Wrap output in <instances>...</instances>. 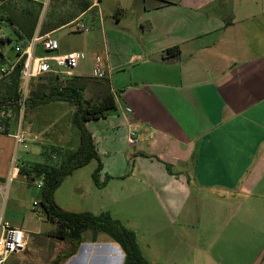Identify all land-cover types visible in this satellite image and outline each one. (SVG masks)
I'll return each instance as SVG.
<instances>
[{
	"label": "crops",
	"instance_id": "crops-1",
	"mask_svg": "<svg viewBox=\"0 0 264 264\" xmlns=\"http://www.w3.org/2000/svg\"><path fill=\"white\" fill-rule=\"evenodd\" d=\"M30 1L45 5V0ZM72 1L77 11L70 22L95 7L101 13L103 0H87L84 11ZM130 1L138 5L121 11L122 1L116 0L118 28H104L102 41L116 109L86 122L95 146L119 147L93 159L101 163L100 178L116 188L113 202L89 210L70 208L58 202L56 189L55 204L68 212H108L133 231L149 264H264V0ZM42 22L34 34L49 37L70 23L50 31L45 23L48 32L42 34ZM174 46L179 56L166 58L164 51ZM38 47L33 56H42ZM40 120L25 127L36 137L26 143L45 145L39 142ZM131 129L134 146L127 142ZM14 132L5 134L15 144ZM79 140L65 150L57 140L48 144L49 151L64 158ZM12 157L0 149L1 185ZM36 163L43 162L19 165ZM36 208L31 212L41 221ZM149 208H158L163 217L152 213L149 234L140 236L127 211ZM2 213L26 237L25 249L5 264H50L62 251L63 242L52 230L31 226L27 212L16 215L3 208ZM29 234L35 235L32 245ZM81 238L77 252L61 264H123V251L107 234L99 232L94 241L92 232L87 240ZM28 251L32 256L25 255Z\"/></svg>",
	"mask_w": 264,
	"mask_h": 264
},
{
	"label": "rangeland",
	"instance_id": "rangeland-1",
	"mask_svg": "<svg viewBox=\"0 0 264 264\" xmlns=\"http://www.w3.org/2000/svg\"><path fill=\"white\" fill-rule=\"evenodd\" d=\"M71 1L72 0H62V2H59L57 0H45V5H43L41 10L40 6L35 5L34 2L29 0H4L3 2H0V37L10 39V41L6 42L0 49L2 53L0 55V93H4L6 91L7 87L11 83L12 76V71L6 74L2 71V69L7 70L16 60L17 55L14 51V47L16 43L24 41V39L20 38L19 40H16L17 37L15 34H13V32L15 33L18 31L20 35H23V30L28 26V22L31 21L33 17L38 15V25H40V23L45 20V22H42L41 24V29H43L44 25H46L45 23L54 24L60 19H67L70 16H73L72 14L76 12L77 9H75L73 6L74 1ZM121 1V11H127L132 5H138L137 2L132 3L130 0ZM100 6L101 13L100 10L95 7L89 14L80 18V21L86 24V26L89 28V32L77 33L73 31V25L68 24L51 35V37L56 39L58 42L57 52L55 51L53 53H46L41 50L40 47H38V54L52 55L57 53L82 52L85 54V58L82 59L79 62L78 67L73 70L72 76L75 74L91 75L95 66V56L102 55V41L105 38V29L118 28L116 25V19L113 17L115 8L117 6L116 0H103ZM101 17L103 18V25L99 21ZM127 19H130L129 16ZM107 36H111L108 31ZM49 64L52 68H54V70L59 72L58 75L60 79L65 80L68 77H71L64 75L62 73L63 69L58 67L55 62L50 61ZM44 75H46V73L40 76L44 77L41 79L34 78V85L37 86L38 83H46V78ZM29 89L30 86L28 88V92ZM116 94H119V91H116ZM84 97H92L89 84L84 92ZM73 111L74 107L66 102H51L34 107L33 109L25 107L22 112H20V110L16 111L13 108L11 110L2 109L0 111V119L2 120L0 124V149L4 152L10 151L18 164H26V162H50L51 160L47 158L48 155L51 157L53 153L49 151L50 147L48 144L57 145V140H60L58 145L63 148L62 150H65L66 148L73 146L76 139L80 138L79 130L72 123ZM2 112L3 115L1 116ZM39 118L41 119L40 122L43 125V128L41 129L43 131L39 133L43 141L41 140L39 142L44 143L45 145L33 144L30 142L25 144L26 148H23L22 145L14 144L13 140L4 133L5 130L7 132L11 130V133H13L16 130L18 124H20L23 129H25L27 126L31 129V124H36V119ZM95 147L97 148L96 153L99 152L101 156H103V154L108 150L109 152H115L119 149L117 145H108L107 142L100 143V145L97 142ZM44 154H46L47 157L44 156ZM61 158L62 157L58 155V158L54 160L52 159V162L58 164ZM95 164L96 160H93L87 166L77 169L71 176H68L63 180V182L57 188L55 194L60 204L70 208L89 210V208H96L98 203L110 202L114 196L116 188H113L114 186L108 185L106 178L103 176L102 179L100 178L102 168L98 171L97 178L100 183L105 182V185L103 187H98L95 184L92 177L93 172L98 165L96 164L95 166ZM2 167L3 160L0 159V169H2ZM33 182L34 181L27 180L26 176L21 174L14 178L8 185L5 180V182L2 183L4 189L2 192H0V205L3 204L4 211H12L16 215L20 213L22 214L23 211L27 212V214L32 219L31 226H33L35 229H37V226H39L38 231L47 229L46 231L52 230L53 232L55 227L51 224V222L46 221L45 219L38 221L37 216L31 212L32 208L34 209L33 202L39 199V189ZM4 195H6V199L3 203ZM112 202L113 201L110 203ZM36 209L38 210V208ZM127 212L128 214L133 215V221L130 218H124H127L130 224L133 222L132 226L140 236L143 233L145 235L149 234L150 225L153 221L152 213L156 215H162L158 208L155 210H151L150 208L144 210L129 209ZM157 221L159 220L157 219ZM162 221L165 223L164 218ZM169 230V236H174V232L170 228ZM90 233V230L84 232L82 235L83 240H87ZM164 235L167 234L165 233ZM29 236V245H32L34 243L33 240L35 239V235L29 234ZM28 247L29 246H27V248ZM144 252L149 256V251L145 247ZM48 253V255H50V252ZM25 255L32 256L30 251L25 252Z\"/></svg>",
	"mask_w": 264,
	"mask_h": 264
},
{
	"label": "trees",
	"instance_id": "trees-1",
	"mask_svg": "<svg viewBox=\"0 0 264 264\" xmlns=\"http://www.w3.org/2000/svg\"><path fill=\"white\" fill-rule=\"evenodd\" d=\"M3 1L0 0V2ZM75 2L81 11L86 10L90 6L87 0H76ZM37 5L40 6L41 10L42 4ZM38 17L39 15L28 22V26L23 30V35H20L18 31L15 32L16 40H19V38L24 39V41L31 39L38 25ZM69 18L60 19L54 24H49L47 27L51 28L48 30H54L70 22ZM45 29L46 27L42 29V34L48 32ZM9 41V38L0 37V49ZM26 41L23 45L26 44ZM179 54L180 51L177 46L170 47L164 51L166 58H176ZM22 63L23 59L16 63L12 71L11 83L4 93H0V111L2 109L11 110L12 108L19 111V70ZM40 76L36 78H44ZM44 76L46 83H38L37 86L34 85L35 79L31 80L25 107L33 109L51 102L69 103L74 107L72 123L80 132V142L77 149L68 152L58 164L53 163L52 158L48 155L47 159L51 160L50 162L22 166L19 170V174L26 176L29 181H35L39 178L42 180L43 184L39 190L38 200L39 214L46 221L56 225L51 235L61 240L64 244L62 251L50 264H61L65 259L74 255L82 242V233L86 230H91L93 241L99 232L107 234L115 241L124 253L123 264H149L140 251L133 231L126 228L108 212L99 214L68 212L62 210L54 202V192L65 177L71 175L75 170L86 166L91 160H98L94 140L86 128V122L104 118L109 111L116 109V100L111 92L108 78L97 79L92 76L74 75L62 80L58 74L54 73H46ZM88 84L90 85L92 97L85 98L84 92ZM1 122L2 120L0 119V124ZM4 133H7V131L5 130ZM51 152L54 153L56 151L51 150ZM44 156L47 157L46 154ZM101 168V163L98 161L97 168L92 175L98 187L105 185V182L100 183L97 178L98 171Z\"/></svg>",
	"mask_w": 264,
	"mask_h": 264
},
{
	"label": "built area",
	"instance_id": "built-area-1",
	"mask_svg": "<svg viewBox=\"0 0 264 264\" xmlns=\"http://www.w3.org/2000/svg\"><path fill=\"white\" fill-rule=\"evenodd\" d=\"M96 5V3H95ZM69 24L73 25L74 31L78 33L89 32V28L80 21L79 18L72 20ZM39 44L46 53L57 52L58 42L56 39L49 37L48 35H40L35 33L31 39L25 45H15L14 51L16 52L17 58L10 65L7 70L2 69L4 73L13 71L14 66L17 62L23 59L22 66L19 70V87H18V105L19 110L22 112L25 108V102L27 99V92L30 82L33 78H36L44 73L59 74L57 70L51 67L50 61L55 62L58 67L63 69L62 73L66 76H72L73 70L79 65V62L85 58V54L80 52H70L61 55H42L33 56L34 47ZM94 69L91 74L92 77L97 79L108 78L109 69L104 64L103 57L96 55L94 58ZM3 112L1 113V116ZM1 129V127H0ZM36 139V137L26 129H23L18 124L14 132V141L16 145L25 146L28 140ZM127 142L130 146H134L137 142L136 133L134 130H130L127 137ZM52 159H56L52 156ZM20 165L14 157L10 162L9 174L6 178L7 185L15 178L16 174L19 173ZM36 187L40 190L42 187V180L36 179ZM4 186L0 184V192H2ZM6 195L3 196V203L5 202ZM39 200V199H38ZM38 200L33 202V207H38ZM3 204L0 205V264H5L8 257L11 254L21 252L26 247V237L24 231L21 228L12 226L8 221L3 218ZM39 219H43L41 214H38Z\"/></svg>",
	"mask_w": 264,
	"mask_h": 264
}]
</instances>
